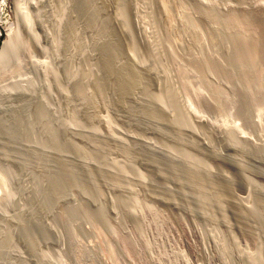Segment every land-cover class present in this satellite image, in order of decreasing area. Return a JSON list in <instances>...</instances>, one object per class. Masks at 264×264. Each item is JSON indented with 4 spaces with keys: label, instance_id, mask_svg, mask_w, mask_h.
I'll return each mask as SVG.
<instances>
[{
    "label": "rangeland",
    "instance_id": "rangeland-1",
    "mask_svg": "<svg viewBox=\"0 0 264 264\" xmlns=\"http://www.w3.org/2000/svg\"><path fill=\"white\" fill-rule=\"evenodd\" d=\"M83 1L25 0L28 23L0 73V126L10 128L0 134V264H264V61L258 66L262 73L252 63L264 59L259 14L264 0H118L138 65L157 74L147 87L154 96L163 95L178 129L163 153L187 158L194 173L211 171V187L197 188V180L186 184V202L179 197V209L158 200L154 195L160 192L154 194L151 185L148 190L156 176L153 165L146 167L136 154L125 156L96 137L108 125L131 144L124 113L108 91L103 90L102 102L94 87L83 92L82 59H89L95 79L100 73L95 64L100 39L92 35ZM103 1L88 4L101 18L114 2ZM240 9L251 14L237 24L232 18ZM12 10L11 2L0 16L3 28L14 23ZM253 34L261 53L238 57L232 39ZM149 40L153 59L145 50ZM55 48H63L65 58L53 56ZM20 95L27 99L19 101ZM69 128L80 136L73 139ZM182 128L188 138L179 134ZM195 133L214 144L219 160L190 146L192 136L199 143ZM74 142L87 159L73 149ZM84 162L116 175L115 184L107 177L93 179L98 192ZM223 168L232 185L223 180ZM140 172L145 186L137 183ZM172 187L178 189L175 182ZM247 199L254 237L245 234L236 214L237 203ZM129 207L139 209L142 218L133 219ZM126 227L137 240L148 241L147 250L125 248L116 232L123 235Z\"/></svg>",
    "mask_w": 264,
    "mask_h": 264
},
{
    "label": "bare ground",
    "instance_id": "bare-ground-1",
    "mask_svg": "<svg viewBox=\"0 0 264 264\" xmlns=\"http://www.w3.org/2000/svg\"><path fill=\"white\" fill-rule=\"evenodd\" d=\"M89 1L90 0H84L82 2L81 9L83 8L84 16L87 18V21L91 23L90 28L92 30V35L94 37L98 35V38L100 39L97 45L99 54L95 62L100 70V73L99 77L95 79L93 77V71H88V68L90 67L88 66L89 59H82L84 62L83 75L84 78L87 79L86 81H84L83 92L86 93V89L90 86L94 87L96 91L95 98L99 102H102L105 98L103 90L106 89L108 91L115 106H117L118 109L124 113L123 121L128 126L127 130H130L127 134V137L131 141V144L126 143L123 139L118 138L114 134V131L111 129V127H109L108 125L105 126L106 131L101 132L100 134H96V137H104L105 139H107L111 148L119 151L125 156L136 154L144 163H146V167H148L149 164L153 165L155 168V174L152 173V175L156 176L149 182L148 190H150L151 185L153 193L154 191L160 192L158 194L154 193L156 194L154 196L158 200H162L169 207L176 203V206L174 207H177L175 209H179L177 199L180 197L186 202V196L184 193L186 184H193V182L197 180V188H199L200 185L205 188L211 187V171L209 169H206L204 171L205 176L194 173L191 168V163L187 158H176L172 155L171 152H167V154L163 153V146H165V144L171 143V140L175 138L173 136L178 133V129L172 122L171 112L163 103V95L154 96L155 94H152L147 87L148 79L150 78L152 82L156 81L157 74L148 71L146 68L141 69L138 65L135 55V41L130 30L131 27L127 17L118 7V0H113V6L110 11H108L107 6L104 7L105 16L103 18L99 17L93 9H90V7L88 6ZM11 2L13 4L12 18H14V23L11 25V28H3L2 21L0 20V33H3V30L5 32L3 42L0 47V73L5 69L7 60L12 54L15 45V43L13 42L17 38H21L23 34V27L25 23H28V3L26 6L25 0H0V16L4 13ZM102 3L106 4L103 0ZM90 6L92 7L91 4ZM98 9H100V7H98ZM250 14V11H247L246 9H240L238 10V14L236 15V17L232 18V20L239 24L240 20H247L248 18H250ZM259 14L264 18V6H261V9H259ZM11 21L12 19L7 20L5 24L9 25ZM233 39L232 43L235 47V51L238 57L261 53L262 43L260 42L259 38L255 36V34L242 35L239 37H234ZM149 42L147 41L145 50L147 55L151 59H153L155 58V52L153 51L151 42ZM74 45H76V43H74ZM62 49L63 48H55L52 51L53 56L55 55L56 58H65V52ZM263 61L264 59L262 57L260 61L256 60L255 62H252L255 65L257 72L262 73L261 70H258V66ZM154 65L156 67V71L159 72L158 66L155 61ZM142 72L146 73L148 77L144 76ZM25 96L20 95L18 97V100H26L27 97ZM92 104L96 105L93 100ZM86 117H90L89 112H86ZM198 123L200 124L202 122ZM132 126H135L139 130L143 131L145 135H142L140 132L136 131V128ZM74 129L75 128L68 129V133L72 136L73 139L80 136V133H78L76 129ZM9 130L10 128L7 125L4 128L0 126V134L7 135L9 133ZM179 134L184 138L189 137V135L183 128L179 130ZM195 135L196 140L199 143H196L192 136L189 140L190 146L197 147V151L202 153V155L212 156L213 159L220 158L214 144L208 143L207 141L202 139L200 134L198 133H195ZM152 138H157L158 140L153 141ZM72 147L75 151H78L84 159L88 158L87 153L83 150L82 146L78 144V142L72 143ZM235 160V164H237L239 170H243L244 167L241 163V160ZM84 165L89 167L88 171L92 178V182L98 192H101V190L96 186L94 182V180L99 179L98 177H100L101 179L107 177L110 185L115 184L117 176L112 174L108 170L94 168L87 162H84ZM224 168L221 170V174L223 180L228 182L230 177L225 172ZM122 174L126 175V173ZM205 177L208 180H206ZM124 180L128 182V178ZM173 182L177 184V190L172 187ZM245 182L246 187L249 188L250 180L246 178ZM137 183L141 186H145L147 183L144 174L141 172L138 174ZM229 183L230 182H228V184ZM230 185L232 184L230 183ZM227 192L229 191L227 190ZM110 203L111 202L108 203L109 208L112 204ZM250 203L251 202L249 199L241 202L239 201L237 203L238 211H236V214L243 222L245 234H249L251 235V237H254L255 227L249 217L253 212L248 209V207L251 206ZM144 204L150 209L148 202H145ZM141 206L142 205H140V207ZM174 207H172L171 209H174ZM129 214L133 219L142 218L140 217V215L142 214L139 209H135L134 207H129ZM164 216H166V214H164ZM173 216L179 221H183V219H181L183 216L179 212L173 213ZM112 227L114 229L118 228V224L116 223V221L112 222ZM122 232L123 235L119 234V231L116 232V238L122 244H124V246L127 245L128 247H130L134 245V248H136L135 250H139L140 252L148 249V241L145 239L137 240L131 229L126 227V229H122ZM34 240L35 234H33V241ZM138 244L141 245V248L143 247V250L139 247ZM135 250L133 251L132 249L133 252H135Z\"/></svg>",
    "mask_w": 264,
    "mask_h": 264
}]
</instances>
